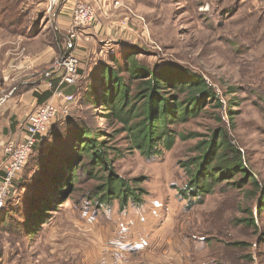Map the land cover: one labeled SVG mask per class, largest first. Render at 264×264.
Returning <instances> with one entry per match:
<instances>
[{"label": "rangeland", "instance_id": "obj_1", "mask_svg": "<svg viewBox=\"0 0 264 264\" xmlns=\"http://www.w3.org/2000/svg\"><path fill=\"white\" fill-rule=\"evenodd\" d=\"M82 1L95 9L98 20L80 28L88 32L80 55L81 76L105 60L109 51L118 50V43H132L147 51L138 57L151 64L173 62L203 74L225 105L234 99L231 108L238 114L232 126L225 111H214L224 117L221 125L202 113L177 126L202 136L178 139L171 150L151 159L137 150L118 159L115 168L121 176L145 179L141 186L148 194L141 206L130 203L122 211L120 201L115 200L97 208L84 200L88 184L78 185V200L67 197L61 202L63 192L60 196L54 192L57 209L41 230L30 234L24 225V204L36 195L37 200L45 198L54 187L52 183L49 191L47 186L40 193V181L51 178L40 165L54 161H38L32 156L22 172L21 187L13 188L6 201L20 202L16 206L19 212L0 213V264H100L106 244L127 251L132 264H264V212L258 211L261 194L253 186L217 189L191 207L179 194L188 179L181 161L196 155V143L218 126L229 131L264 185V0H120L119 6H115L116 0ZM42 2L38 10L30 8L31 16L41 17V26L48 25L46 31L50 28L58 33L57 7L49 13ZM5 3L11 6L9 15H17L19 6L27 9L23 2L18 6ZM6 36L0 32V39ZM230 87L239 89L230 93ZM67 108L61 107L53 126L57 120L99 111L78 103ZM96 124L106 127L99 117ZM120 139L117 136L111 143L123 145ZM247 189L253 190L248 193ZM251 211L256 227L237 223V218L248 217ZM235 241L249 245L228 246Z\"/></svg>", "mask_w": 264, "mask_h": 264}, {"label": "trees", "instance_id": "obj_2", "mask_svg": "<svg viewBox=\"0 0 264 264\" xmlns=\"http://www.w3.org/2000/svg\"><path fill=\"white\" fill-rule=\"evenodd\" d=\"M9 1L22 5V0H6ZM9 9L11 6L0 0L1 27L28 36L38 32L37 25L30 23L28 13L21 6L17 15H9ZM118 44V50L109 51L105 60L94 64L86 76H81L79 83L65 88L78 97V104L99 111L75 115L64 122L57 120L33 149L27 164L34 155L38 161H54L51 165H40L51 176L50 180L40 181V193L47 186L49 191L52 183L54 187L45 198L37 200L36 195L24 204L27 208L24 225L30 234L41 230V226L48 223L51 212L57 209L54 192L58 191L57 196L63 192L61 202L67 197L78 200V185L88 184L84 200L97 208L110 206L115 200L120 201L122 211L127 210L130 203L141 206L148 194L141 186L145 179L121 176L115 168L118 159L136 150L151 159L171 150L178 139L186 141L202 136L196 131L184 132L177 128L202 113L211 115L221 125L224 117L214 111H225L232 126L235 123L238 111L231 108L236 104L234 99L225 105L203 74L173 62L151 64L138 57L139 53L147 52L144 48L132 43ZM238 89L230 87L229 92ZM44 94L47 98L51 91ZM96 117L105 120V128L96 124ZM229 134L226 128L218 126L196 143L197 154L181 161L188 179L179 194L191 207L217 189H242L250 184L261 194L257 208L263 213L264 185ZM117 136H121L123 145L111 143ZM23 180L24 173L19 176L16 189L21 187ZM57 186L59 189L55 190ZM251 190L246 192L251 193ZM19 204L6 202L0 213H18L16 206ZM251 212L248 217L237 218V223L256 227L258 223ZM248 245L237 241L228 244L233 247Z\"/></svg>", "mask_w": 264, "mask_h": 264}, {"label": "crops", "instance_id": "obj_3", "mask_svg": "<svg viewBox=\"0 0 264 264\" xmlns=\"http://www.w3.org/2000/svg\"><path fill=\"white\" fill-rule=\"evenodd\" d=\"M62 1L54 16L59 26L58 33H53L50 28L46 31L48 25L41 26V17L33 18L29 12L32 7L33 10H38L39 5L43 4L42 0H22L27 6L24 11L32 20L30 23L38 27L35 35L13 33L0 26V32L7 35L5 39H0V169L5 160L6 143L24 137L28 115L52 95L47 85L48 78L45 77L50 62L62 50L73 51L79 56L83 53L82 46L88 32L85 29L80 30L78 42L74 47L70 46L73 28L68 10L74 0ZM51 32L54 37L52 39L49 37ZM66 89L65 92L70 93ZM47 91H51V95L45 98L44 93ZM112 237L109 236L111 240ZM116 243L120 244L118 240Z\"/></svg>", "mask_w": 264, "mask_h": 264}, {"label": "built area", "instance_id": "obj_4", "mask_svg": "<svg viewBox=\"0 0 264 264\" xmlns=\"http://www.w3.org/2000/svg\"><path fill=\"white\" fill-rule=\"evenodd\" d=\"M61 2L62 0H45L47 12L50 13ZM114 4L119 6L120 0H116ZM68 11L73 28L70 36V46L74 47V44L78 42L77 32L80 31V28L96 22L98 18L95 9L82 0L74 1ZM80 67L81 58L73 51L57 55L51 61L48 71L45 73V77L48 78L47 85L52 91L51 97L38 105L28 115L25 122L24 137L10 140L5 145V160L0 169V210L4 207L13 188H15V183L25 169L35 145L62 113L61 107H73L78 103V97L73 93H66L64 89L68 85L78 83L81 76ZM104 248L107 252L101 258L100 264H132L128 252L124 249L110 244L104 245Z\"/></svg>", "mask_w": 264, "mask_h": 264}]
</instances>
